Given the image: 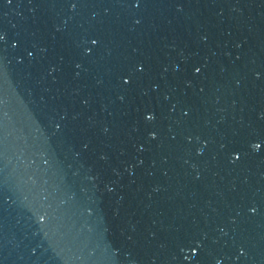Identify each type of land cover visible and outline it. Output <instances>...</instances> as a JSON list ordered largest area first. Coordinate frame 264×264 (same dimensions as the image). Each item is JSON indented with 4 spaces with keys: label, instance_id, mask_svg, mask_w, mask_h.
Listing matches in <instances>:
<instances>
[{
    "label": "water",
    "instance_id": "water-1",
    "mask_svg": "<svg viewBox=\"0 0 264 264\" xmlns=\"http://www.w3.org/2000/svg\"><path fill=\"white\" fill-rule=\"evenodd\" d=\"M0 264H264V0H0Z\"/></svg>",
    "mask_w": 264,
    "mask_h": 264
}]
</instances>
